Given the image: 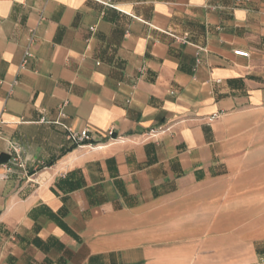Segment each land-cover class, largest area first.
<instances>
[{
	"label": "crops",
	"instance_id": "1",
	"mask_svg": "<svg viewBox=\"0 0 264 264\" xmlns=\"http://www.w3.org/2000/svg\"><path fill=\"white\" fill-rule=\"evenodd\" d=\"M257 114L264 0H0V264L264 263Z\"/></svg>",
	"mask_w": 264,
	"mask_h": 264
},
{
	"label": "rangeland",
	"instance_id": "2",
	"mask_svg": "<svg viewBox=\"0 0 264 264\" xmlns=\"http://www.w3.org/2000/svg\"><path fill=\"white\" fill-rule=\"evenodd\" d=\"M247 120L251 121L250 118ZM252 123V125L248 123L250 126L243 131L248 140V146L244 153L249 151L254 155L258 177L256 174L252 179V177H246V174L248 176L249 173L243 172L245 178L239 185V201L243 203L248 199H254V202L253 204H244L250 208L240 209L239 217L248 218V220L255 222L256 227H260L264 231V169H262L264 165V114L255 115ZM229 197L230 195H226L223 199H229ZM254 251L255 254L264 253V240L255 241Z\"/></svg>",
	"mask_w": 264,
	"mask_h": 264
},
{
	"label": "built area",
	"instance_id": "3",
	"mask_svg": "<svg viewBox=\"0 0 264 264\" xmlns=\"http://www.w3.org/2000/svg\"><path fill=\"white\" fill-rule=\"evenodd\" d=\"M32 41H33V31L30 32V36L28 39L29 45L23 53V57H22V60L20 63L21 68H25L28 60L32 57V52L30 49V45H31ZM234 53L236 55H240V56H244V57L248 56V53L244 52V51H234ZM170 93H172V92H170ZM59 115H60V117L64 116L62 111L59 112ZM54 123L62 125L59 121H55ZM63 127L66 131V134H65L66 140L69 141L71 144H74L76 146H88V147L90 146V143H86V141H88L90 139L89 131L87 128L76 130V129H73V128L67 127V126H63ZM107 135L112 137L113 130L110 129L107 132ZM14 151L17 152L16 149H14ZM5 168H6V172H11L12 169H14V168L24 170L25 165H24V162L20 159V157L18 155H15V156L11 157L8 165H5ZM261 264H264V263H261Z\"/></svg>",
	"mask_w": 264,
	"mask_h": 264
}]
</instances>
